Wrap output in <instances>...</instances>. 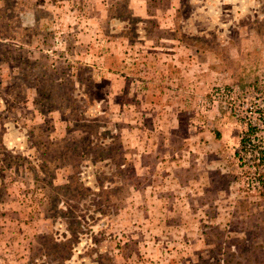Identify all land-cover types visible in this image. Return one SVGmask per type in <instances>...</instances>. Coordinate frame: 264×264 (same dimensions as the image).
I'll list each match as a JSON object with an SVG mask.
<instances>
[{"label": "rangeland", "instance_id": "rangeland-1", "mask_svg": "<svg viewBox=\"0 0 264 264\" xmlns=\"http://www.w3.org/2000/svg\"><path fill=\"white\" fill-rule=\"evenodd\" d=\"M0 264H264V0H0Z\"/></svg>", "mask_w": 264, "mask_h": 264}]
</instances>
